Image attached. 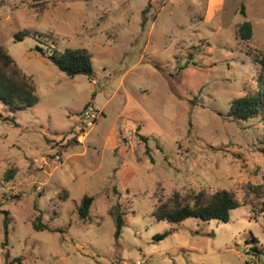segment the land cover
Wrapping results in <instances>:
<instances>
[{
  "label": "rangeland",
  "instance_id": "1",
  "mask_svg": "<svg viewBox=\"0 0 264 264\" xmlns=\"http://www.w3.org/2000/svg\"><path fill=\"white\" fill-rule=\"evenodd\" d=\"M0 46L38 97L0 105V264H264V123L229 116L264 91V0H0ZM36 46L85 48L93 77L66 76ZM222 189L240 203L227 222L153 216L173 193L182 205ZM38 215L46 230L32 229Z\"/></svg>",
  "mask_w": 264,
  "mask_h": 264
},
{
  "label": "trees",
  "instance_id": "2",
  "mask_svg": "<svg viewBox=\"0 0 264 264\" xmlns=\"http://www.w3.org/2000/svg\"><path fill=\"white\" fill-rule=\"evenodd\" d=\"M149 7V5H147ZM243 12L241 11V14ZM145 25L144 14L141 17L140 26ZM238 36L240 40H249L252 35V27L250 22L244 21L238 27ZM28 36L27 32L22 31L14 35L15 40H21ZM36 50L42 57L47 58L59 71L66 76L72 78L76 75H84L91 79L94 75L92 69V55L83 47L80 48H65L58 52L54 50L46 54L38 46ZM264 64V63H263ZM94 94V93H93ZM92 94V95H93ZM261 95L264 96V91L260 89L252 95H247L234 99L231 102L229 116L236 120L246 121L258 115L264 123V105H262ZM38 102L36 88L30 77L22 73L16 66L15 62L7 51L0 46V105H3L9 112H18L30 108ZM86 104L83 109L89 107ZM14 123V118H11ZM138 130V129H137ZM138 138L146 141V138L138 134ZM71 144V142H69ZM146 148V152H147ZM264 153V147L262 149ZM13 178V171L7 170L4 174V180L10 181ZM113 193L117 194L115 188ZM178 193H173L170 199L159 203L153 212L156 221L181 222L188 218H196L201 221L217 220L227 222L231 210L240 206V203L227 190H217L211 195L206 196L205 193L199 192L190 198V202L182 205L178 204ZM93 197L84 195L77 208V213L80 219L86 220L89 215V209L92 204ZM1 207V202H0ZM3 214L2 229L4 240L2 246L7 243L8 237V218L7 212L1 211ZM108 215L113 221L114 231L113 238L118 240L122 228L125 226L124 213L120 210L118 202L110 206ZM31 227L35 231L46 230L47 226L40 221V215L31 223ZM171 231H165L157 235L154 240H161L170 234ZM259 252V251H258Z\"/></svg>",
  "mask_w": 264,
  "mask_h": 264
},
{
  "label": "built area",
  "instance_id": "3",
  "mask_svg": "<svg viewBox=\"0 0 264 264\" xmlns=\"http://www.w3.org/2000/svg\"><path fill=\"white\" fill-rule=\"evenodd\" d=\"M78 116V119H82V122H84V124L87 126H92L94 124L95 115L93 114L90 106L83 109V111Z\"/></svg>",
  "mask_w": 264,
  "mask_h": 264
}]
</instances>
